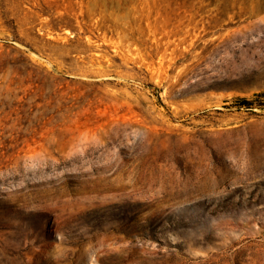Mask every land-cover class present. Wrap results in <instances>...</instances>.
Masks as SVG:
<instances>
[{
  "label": "rangeland",
  "instance_id": "obj_1",
  "mask_svg": "<svg viewBox=\"0 0 264 264\" xmlns=\"http://www.w3.org/2000/svg\"><path fill=\"white\" fill-rule=\"evenodd\" d=\"M0 264H264V0H0Z\"/></svg>",
  "mask_w": 264,
  "mask_h": 264
}]
</instances>
